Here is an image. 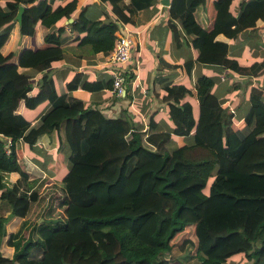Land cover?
Returning <instances> with one entry per match:
<instances>
[{"label":"trees","instance_id":"1","mask_svg":"<svg viewBox=\"0 0 264 264\" xmlns=\"http://www.w3.org/2000/svg\"><path fill=\"white\" fill-rule=\"evenodd\" d=\"M52 1L3 0L0 4V200L8 206V217L0 214V264H167L165 255L173 247L182 250L186 245L199 264H229L215 251L201 254L200 234L215 249L236 234L227 229L236 227L245 235L239 238L246 244L243 253L248 264H264V87H250L244 124L232 129L231 113L218 103L194 119L190 103L180 101L186 88L160 72L154 74L153 87L159 84L165 90L162 100L173 123L172 133L192 132L193 143L215 152L213 177L202 197L196 191L205 185L204 180L196 174H181L189 166L181 156L185 145L165 148L168 132L155 131L151 123L137 127L125 108L107 116L63 88L56 91L49 74H41L36 93L27 94L31 84L19 66L42 70L72 41L100 57L113 46L117 27L113 20L87 18L81 8L63 25L60 21L75 9L76 0L55 6ZM151 1L113 0L110 10L116 21L132 23L137 11ZM203 1L169 0L168 26L174 28L176 23L192 40L201 39L199 61L220 63L245 74L263 72L264 60L241 66L225 52L229 38L264 18V0H237L234 13L228 9L231 0H212L210 20L200 29L193 11ZM19 5L23 9L18 22ZM35 23L41 34L36 50L17 39L32 34ZM158 61L175 66L161 57ZM191 63L184 62V67L188 70ZM78 82L75 73L65 88H75ZM110 84L111 80L82 81L81 87L96 90ZM211 85L208 76H197L199 103ZM42 100L49 107L32 122L19 110L21 105L33 108ZM53 130L58 141L54 169L68 163L55 193L63 208L60 217L50 216L49 201L41 200L35 179L15 154L19 140L31 146L39 134ZM6 138L10 139L7 150ZM64 143L67 147L62 152ZM32 203L39 205V222L27 219ZM77 219L81 225H76ZM199 224L202 229L197 233Z\"/></svg>","mask_w":264,"mask_h":264},{"label":"crops","instance_id":"2","mask_svg":"<svg viewBox=\"0 0 264 264\" xmlns=\"http://www.w3.org/2000/svg\"><path fill=\"white\" fill-rule=\"evenodd\" d=\"M67 1L69 0H53L51 6L64 4ZM211 1L204 0L203 3L197 4L193 11L194 20L200 29H204L210 20L208 5ZM236 2L237 0L230 1L229 11L233 13L236 11ZM112 3L113 0H76L75 9L68 17L62 19L60 24L65 25L76 11L84 8V15L87 18L113 20L117 26L113 37L121 29L131 34L133 43L130 58L125 65L130 76L124 96H113L110 91L111 84L109 88L101 87L96 90H87L81 87L82 81H95L101 84L109 81L110 69L113 65L108 62V53L106 56L100 57L99 53L87 52V46H79L76 44L77 41H72L67 46L61 47V56L52 59L48 67L42 70H37L32 65L27 64L19 66V71L26 75L31 84L27 94H35L37 91L36 81L41 74H49L56 91L63 88L70 95L79 98L84 104L96 105L107 116H115L120 109L125 108L137 127L145 128L147 123H151L155 131L168 132L169 136L164 143L165 148L171 150L179 145H185L181 151V156L187 160L189 166L182 168L181 174H196L204 180L205 185L196 191L203 197L213 177L215 152L212 148L193 143L192 132L186 135L172 133L173 123L168 117L162 100L165 90L159 84L156 85V88L153 87V76L160 72L166 80L172 83H180L186 88L180 96V101L190 103L194 119L197 118L199 112L218 103L231 113L230 127L237 129L244 124V115L249 107L250 87H264V71L251 75L223 67L220 63L197 60L201 39L192 40L191 37L182 32L176 23H174L176 25L174 28L168 26V5H162L160 0H152L150 5L139 9L132 23L116 21L110 10ZM0 4H3V0H0ZM159 23L162 24L160 30H156ZM54 26L55 24L52 27ZM14 33L15 29L12 34L14 35ZM17 39L32 45L35 50L39 49L41 34L37 28V23L34 24L32 34H22ZM225 56L235 59L241 66L264 60V18L256 20L254 25L239 30L234 37L229 38ZM159 57L168 63L175 64V66L160 65ZM189 60L192 63L187 70L184 67V62ZM75 73L79 76V82L75 88L67 90L65 83ZM199 75L208 76L212 80L209 93L201 103L195 96V80ZM261 99L264 101L263 88ZM48 107V101L42 100L33 108L21 105L19 110L26 119L32 122ZM57 142L55 130L39 134L31 146L19 140V147L15 148L16 159L28 173L29 170L36 172L40 169H42V173L44 164L48 163L47 159L51 160L53 171L62 176L67 170L68 163L65 162L58 170L54 169L53 161ZM66 147V143H64L62 152L65 151ZM45 172L47 175L51 174L48 169L44 171V174ZM238 228L241 227L227 229V233H236L239 237L245 238L242 228L243 234L238 231Z\"/></svg>","mask_w":264,"mask_h":264},{"label":"rangeland","instance_id":"3","mask_svg":"<svg viewBox=\"0 0 264 264\" xmlns=\"http://www.w3.org/2000/svg\"><path fill=\"white\" fill-rule=\"evenodd\" d=\"M161 25L162 24L159 23L156 26V30L158 29L160 30ZM16 147H19V143H17ZM47 161L48 163L44 164V170L42 171V173H41L42 169H40V171L36 170V172H33V170H29L30 178H32V180L35 179L36 182L34 183V185L35 187L38 188V193L42 197L41 200L43 199L45 200L47 198V200L49 201L50 216L60 217L62 215L63 208L59 204L60 196H58L55 193H58V190H59L58 187H59V182H60L59 180L61 179V176L60 174L53 171L51 160L49 161L47 159ZM65 166H67V164H65ZM47 169L51 173L50 175H47L46 172L44 174V171ZM35 174H38V175H35ZM52 189H55L54 193L48 196V191ZM7 208H8L7 204L4 201L0 200V214H4L5 215L4 218L8 217L7 212H6ZM45 209L47 208H44V210ZM38 210H39V205L36 206L34 205V203H32L26 215L27 219L28 218L32 220L36 219L38 216ZM38 219H40V217L36 219L37 222L41 221ZM81 224H82V221L80 219H77L76 225H81ZM200 229L202 228H201V225L199 224L197 226V233L200 231ZM238 231L241 234H243L241 232L242 231L241 228H238ZM204 239L205 238H203V235L200 234V252L203 256L208 255L212 251H215L225 256L229 264H248V261L245 258V255L243 253V250L245 249L246 244L241 238H239L238 234H234V236H231L228 242H222L215 249H212L210 247V244L213 242L204 241ZM190 250H192L190 245L184 246L182 250L177 249V247H173L172 250L168 254L165 255L168 258L167 264H199V259L196 256H189Z\"/></svg>","mask_w":264,"mask_h":264},{"label":"built area","instance_id":"4","mask_svg":"<svg viewBox=\"0 0 264 264\" xmlns=\"http://www.w3.org/2000/svg\"><path fill=\"white\" fill-rule=\"evenodd\" d=\"M126 30V29H125ZM133 43L131 34L126 31H119L114 37L113 46L108 52V62L113 67L110 69L111 87L110 91L115 97H122L126 92L129 81V73L126 71L125 65L130 58V50ZM6 150L10 143V139L6 138Z\"/></svg>","mask_w":264,"mask_h":264},{"label":"water","instance_id":"5","mask_svg":"<svg viewBox=\"0 0 264 264\" xmlns=\"http://www.w3.org/2000/svg\"><path fill=\"white\" fill-rule=\"evenodd\" d=\"M161 4L162 5H168L169 4V0H160ZM23 9V6L22 5H19L17 11H16V14H15V19L19 22L20 21V15H21V11ZM0 137H2V135H0ZM4 139V138H3ZM40 220V219H38Z\"/></svg>","mask_w":264,"mask_h":264}]
</instances>
